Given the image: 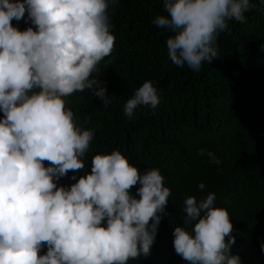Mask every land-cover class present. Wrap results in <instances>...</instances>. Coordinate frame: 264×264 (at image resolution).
Here are the masks:
<instances>
[{"label": "clouds", "instance_id": "1", "mask_svg": "<svg viewBox=\"0 0 264 264\" xmlns=\"http://www.w3.org/2000/svg\"><path fill=\"white\" fill-rule=\"evenodd\" d=\"M117 4L0 0V264H127L150 254L170 196L160 169L139 171L113 149L91 155L90 171H83L94 130L77 124L66 106L85 89L111 103L90 76L114 47L109 8ZM255 7L252 0H163L165 14L152 23L170 33L168 59L197 72L218 56L215 41L226 21L243 23ZM25 12L32 26L20 30L11 21ZM158 103L156 87L145 80L122 112L131 119L138 106ZM198 155L220 164L212 151ZM69 171L74 182L58 185ZM214 201L213 192L183 199L174 251L188 264H242L231 250L229 213Z\"/></svg>", "mask_w": 264, "mask_h": 264}, {"label": "trees", "instance_id": "2", "mask_svg": "<svg viewBox=\"0 0 264 264\" xmlns=\"http://www.w3.org/2000/svg\"><path fill=\"white\" fill-rule=\"evenodd\" d=\"M252 3L243 23L226 21L215 41L218 56L197 72L168 59L170 33L152 23L165 14L163 0H118L109 8L114 47L90 79L100 80L111 103L102 105L85 89L67 97L66 106L77 124L94 130L83 171H90L91 155L117 149L139 171L159 168L170 189L150 254L127 264H188L174 251L172 229L183 225V199L209 192L229 213L232 252L242 264H264V6ZM26 18L27 12L11 23L24 30L32 26ZM145 80L156 87L159 103L138 106L129 119L122 106ZM200 149L220 164L198 155ZM72 175L58 185L73 183Z\"/></svg>", "mask_w": 264, "mask_h": 264}]
</instances>
